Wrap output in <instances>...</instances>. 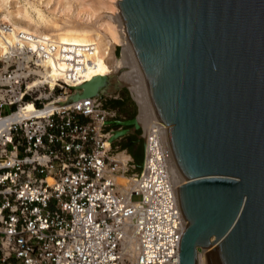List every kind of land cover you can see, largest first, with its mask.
<instances>
[{"label": "built area", "instance_id": "1", "mask_svg": "<svg viewBox=\"0 0 264 264\" xmlns=\"http://www.w3.org/2000/svg\"><path fill=\"white\" fill-rule=\"evenodd\" d=\"M46 71L36 52L0 56V264H181L168 125L140 123L138 165L127 135L111 140L123 126L109 120L126 116L109 94L66 103L76 68L54 83Z\"/></svg>", "mask_w": 264, "mask_h": 264}, {"label": "water", "instance_id": "2", "mask_svg": "<svg viewBox=\"0 0 264 264\" xmlns=\"http://www.w3.org/2000/svg\"><path fill=\"white\" fill-rule=\"evenodd\" d=\"M126 84L139 116L168 125L187 220L181 264H264V0H120ZM111 74L66 103L106 92ZM111 137L140 128L111 119Z\"/></svg>", "mask_w": 264, "mask_h": 264}, {"label": "bare ground", "instance_id": "3", "mask_svg": "<svg viewBox=\"0 0 264 264\" xmlns=\"http://www.w3.org/2000/svg\"><path fill=\"white\" fill-rule=\"evenodd\" d=\"M119 1L114 0L112 4L116 9V14L109 13L107 21L103 23L93 21L96 15L94 7L86 10L78 8V14L85 12V16H87L86 20L84 18L80 21L66 16L62 20L63 22H58L41 10L37 11V18L26 10L24 20L4 15L2 19L8 21L10 26L8 28L0 27V56H4L13 50L21 52L24 57H30L35 52L38 53L41 63L45 65L53 78L52 83L57 77H64L68 70L74 68L80 75V83L92 79L98 74H112L114 72H119L120 80L126 82L129 68L124 59V54L121 60H116L114 54L116 44H121L124 47L127 43L126 22ZM42 27L48 32L42 30ZM51 44L54 45V49L49 46ZM43 48L51 50V54L46 55ZM76 55L81 59L80 64L69 60ZM131 91L139 104L134 90L131 89ZM27 107L26 113L33 109L34 105L30 102ZM11 118L12 116L8 119ZM138 120L147 127L139 114ZM167 139L169 140L168 134ZM174 165L175 179L179 186L184 181V177L179 171L175 159ZM121 179L126 181L125 177ZM211 248H204L205 252H199L200 264H207L205 253Z\"/></svg>", "mask_w": 264, "mask_h": 264}, {"label": "rangeland", "instance_id": "4", "mask_svg": "<svg viewBox=\"0 0 264 264\" xmlns=\"http://www.w3.org/2000/svg\"><path fill=\"white\" fill-rule=\"evenodd\" d=\"M113 3L114 0H0V27L8 28L10 26L8 21L2 19L4 15L24 20L26 10H28L35 18L38 17L37 11L41 10L47 16L52 17L58 22H63L62 20H64L66 16L79 21L84 18V20H86L87 16H85V12L78 14V8L86 10L90 7H94L96 10V15L94 16L93 21L103 23L107 21V15L109 13H112L113 15L116 14V9L112 5ZM42 30L48 32L44 27H42ZM15 51L16 50H13L12 52ZM114 54L116 60H121L123 58L124 51L121 44H116L114 47ZM118 74L119 72L111 74V82L106 88V93L109 94V100L118 98L125 99V110L119 109V112L122 115L130 114L133 109H136L137 114H139L140 110L138 102L133 97L131 89L128 87L126 82H122L120 80ZM9 109L10 108H7L5 111H9ZM138 129H141V132L138 135V137H140L143 129L141 126ZM128 136L129 135H127V137ZM142 144L143 138L140 143V151H142ZM142 157L143 152H140V159H142ZM139 198L140 195H134V199ZM199 248L201 252H205V249H202L201 247Z\"/></svg>", "mask_w": 264, "mask_h": 264}, {"label": "trees", "instance_id": "5", "mask_svg": "<svg viewBox=\"0 0 264 264\" xmlns=\"http://www.w3.org/2000/svg\"><path fill=\"white\" fill-rule=\"evenodd\" d=\"M106 105L109 107H113V108H118L121 110H125V99H108V101L106 102ZM137 114V110L133 109L131 111V115L135 116ZM141 132V129H138L136 131L135 136H133V138L128 141V142H123L121 144V146L123 148H128L129 152L132 153V155L135 158V161L138 163V165H141L143 159H140V152L143 151V148L141 149L142 151H140V143L142 141L141 137H138L139 133ZM142 146V145H141Z\"/></svg>", "mask_w": 264, "mask_h": 264}, {"label": "flooded vegetation", "instance_id": "6", "mask_svg": "<svg viewBox=\"0 0 264 264\" xmlns=\"http://www.w3.org/2000/svg\"><path fill=\"white\" fill-rule=\"evenodd\" d=\"M126 116V118H130V117H133L132 115H131V113L130 114H128V115H125ZM138 129H135L131 134H129V136L127 137H124V138H126V139H122L124 142H128V141H130L132 138H133V136L135 135V133H136V131H137Z\"/></svg>", "mask_w": 264, "mask_h": 264}, {"label": "crops", "instance_id": "7", "mask_svg": "<svg viewBox=\"0 0 264 264\" xmlns=\"http://www.w3.org/2000/svg\"><path fill=\"white\" fill-rule=\"evenodd\" d=\"M117 143H120V144H122L123 143V141L122 140H120V141H117ZM142 148H143V156H144V143L142 144ZM134 157V156H133ZM142 159H143V157H142Z\"/></svg>", "mask_w": 264, "mask_h": 264}]
</instances>
